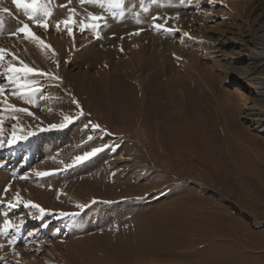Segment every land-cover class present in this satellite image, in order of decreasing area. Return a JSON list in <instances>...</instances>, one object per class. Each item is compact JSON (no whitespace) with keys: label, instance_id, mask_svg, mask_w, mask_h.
Masks as SVG:
<instances>
[{"label":"rangeland","instance_id":"374dc122","mask_svg":"<svg viewBox=\"0 0 264 264\" xmlns=\"http://www.w3.org/2000/svg\"><path fill=\"white\" fill-rule=\"evenodd\" d=\"M130 1L132 0H128L127 3ZM116 2L117 0H100L95 3L99 6L109 4L108 8H114V11L109 12L110 15L106 17L111 19V22L105 23L107 19L98 21L100 27L96 30L88 29L81 32L80 29H76L75 32L83 35V39L80 37L78 45L76 43L68 45L69 49H66L63 59L59 62L64 66L58 64V68V65L52 63L53 60L49 58L48 63L51 62L52 66H48V71L39 69L48 75L34 73L25 77L24 74H19L21 82L25 79L34 81L33 86L39 89L31 94L36 99L37 107L32 115L33 118L26 122L28 127L33 126L37 129L31 130L35 135L28 140L17 143L11 148H0V166L3 169L8 166L12 177H20L23 181H26L25 173L37 176L35 179L38 184L35 187L38 186L40 190H46L47 186L50 189L54 185L52 182H57L56 185L60 188L51 198L50 205H52L64 194L72 175L76 174L72 173L71 169L79 164L76 162V157L80 156L81 152L72 150L65 155L59 152L73 144L76 145L77 142L83 147L81 139L84 136L78 137L74 134L78 129L83 131L86 138H91L93 133L104 136L103 146L112 142L119 149L115 154L119 159L121 155L130 156L135 148H138V145L131 147L129 140L132 139L129 137L121 138L110 131V133L106 132L104 128L103 131L101 127H93L97 125L94 117L91 113L85 112V105L91 99L87 94L81 110H79L80 106L76 107L79 113L73 116L71 123L64 122V116L71 113L67 108L56 104L57 98L66 99L65 92L76 86H82L84 89L97 88L102 80L106 85L105 88L121 91L130 89L131 83H134L135 88L141 89L142 93L143 89L154 92L151 99L154 101L157 99L158 104L152 109L158 116L151 107H146L150 109V112L145 110L150 116L161 117L165 115L167 108L173 110V113L177 112L176 114L181 115L182 118L192 120L197 111L202 115L203 126L210 132L208 137L211 147L222 150L212 158H204L198 152H193V160H190L191 163L187 164V168L184 167V163L180 167L186 174L171 175L168 180L163 181L165 184L162 183L163 189L159 197L147 202L148 207L153 203L163 204L176 200L182 215L187 220L193 221L195 226L197 225L191 231L193 235L191 249L193 248L192 251L197 254L183 257L167 255L165 263L214 264L205 258L204 254L214 251L217 246L234 255L235 258L239 257L241 264L245 263L244 259L245 264H264V134L258 132L253 121L245 117V112L248 111L247 108L252 101L258 106L264 102V96H258L253 92L256 84L252 85L251 82L253 76L264 79V61L260 62V68L255 75L245 78V83H238L240 76L245 77L247 72L251 73L247 71L246 54L249 53V49L254 48L255 42H261L258 49L264 50V0H161V4L169 5V8H166L168 10L161 11L162 13L156 10L148 13L149 0H140L137 6L133 4L134 2L126 6L132 11H134L133 7L139 10L135 18L130 19L129 16L133 14H128L126 21L125 18L120 17L121 12L124 17L125 11L119 10L120 6H115ZM157 24L164 27L158 29L155 27ZM55 32L56 30H52L53 34ZM76 48H80L79 57ZM9 58V56L5 57V65L10 62ZM14 64L18 66L17 62ZM10 76V73L0 67V87L5 90L0 94V104L3 105H0V112L3 115L7 108L3 101L9 96V89L13 91L12 93L18 91L17 78L11 76L10 79ZM102 87L104 86H100L99 89ZM246 98L249 99L247 103ZM231 99L233 101H230ZM7 102L10 104V101ZM6 112L12 114L10 110ZM25 113L23 112L24 115ZM3 115H0V132L8 138L12 126L16 124L13 119L15 116L9 119L8 115ZM232 118L252 137L254 136L256 140L254 144H249L233 135ZM62 122L65 123L62 128L49 127L51 124ZM2 125L4 127L1 129ZM107 133L108 136L105 137ZM106 138L111 142L107 143ZM30 141H40L41 145L33 150L29 147ZM50 144L53 146L47 150H52V156L48 158L42 154V151L45 152V147ZM113 145L111 144L112 152L115 151ZM89 151H92V148H89ZM49 159L50 163L53 162L51 167L46 166ZM130 165L132 163L127 166ZM34 166H42V170L46 171L41 172L49 174L37 175L38 171H34L36 168ZM141 167H143L142 163L135 166L136 170ZM15 169L17 173L13 171ZM132 174L133 171L127 173L128 176ZM13 178L2 191V195L7 197L6 200L0 196L2 197L0 216L4 219L3 223L0 222V236L6 241L3 247H0V264H70L68 257L70 251L82 253V250H85L78 230L83 224L84 220L82 221L81 218L85 216L87 207L74 210L53 209L37 201L34 204L44 209L41 213L39 208L22 206L15 199L16 191L8 190ZM44 179L48 181L45 182ZM77 194L76 196L74 191L65 196L76 202L72 203V207H77L80 198L83 197ZM9 202L15 204V207H10ZM58 204V206L63 205L60 202ZM107 204L104 205L103 210ZM115 204L120 206L124 203ZM30 208L31 212L34 211L33 214H29ZM37 210L39 213L35 212ZM22 212L26 214L23 216L24 221L20 228L22 231L20 229L19 232L15 231V227L4 230L6 220L18 225L17 220L23 215ZM106 216L107 214L103 212L90 213L86 215L89 219L85 220L96 218L93 220L97 221L98 217ZM108 218L110 219L108 221L113 220V223H117L119 219L111 214ZM71 227L72 230L68 232L67 228ZM102 227V224L96 225L94 229L86 231L93 233L101 230ZM30 234L35 241L28 245L30 249L25 248L27 249L25 250L24 245L27 243L25 239L31 238ZM194 234L197 237H194ZM2 254L6 255V258H2ZM76 255L82 258V254Z\"/></svg>","mask_w":264,"mask_h":264},{"label":"bare ground","instance_id":"6f19581e","mask_svg":"<svg viewBox=\"0 0 264 264\" xmlns=\"http://www.w3.org/2000/svg\"><path fill=\"white\" fill-rule=\"evenodd\" d=\"M127 1L128 0H123L122 5L119 7V10L123 9L122 11H125L124 17L123 12L120 11V17L121 19L125 18V21L128 18V14H133L129 16V18L132 19L133 17L135 18L136 13L139 12L135 7H133L134 11H132L130 7L128 9L126 6L132 2L137 6L140 0H132L128 3ZM160 1L161 0H149L148 10H150V12L148 13L154 10L157 12L168 10L166 8H169V5L166 3L161 4ZM108 5L109 4L99 6V4L96 5L95 3L81 4L80 0H71V2H69V0H50L48 8L51 10L52 15L48 17L49 28L44 29L35 25L32 21H29L22 9H16L12 0H0V48L7 50L8 55L5 57L9 56L10 58L7 60L10 62H17V67H20L21 65L19 62L23 61L25 64L32 65L36 69L48 71V66H52L51 62L48 63V60L52 59V63L58 65L60 60L63 59L66 49H69L68 47L71 44L73 45L76 43L78 45V40L80 37H83V35H79L75 32L76 29H80L79 22L84 21L86 24L92 23L88 18L89 13L100 14L105 18L104 20H106V17L110 15L108 13L114 11V8L110 9ZM4 8L10 9L11 14L5 13L3 11ZM72 8L75 9V14L73 15L75 23H69L68 25V27L72 28V35L70 36L64 24L61 23L60 29L57 30L56 23L66 20L69 16V9ZM106 22H111V19H107L105 23ZM24 23L29 24L31 31L40 37V40H42L44 44L50 47L45 48L38 41L25 38L24 33L17 32L15 35L12 34L18 27H22ZM85 28V30L92 29L89 27ZM52 30H56L58 34L56 32V34H53ZM45 35L47 37H43ZM259 44H261V42H255L254 48L249 49V53L246 54L248 60L247 71L251 73L248 74L247 72L245 77L240 76L238 78V83H245V78L249 75H255L260 68V62L264 61V50L258 49L260 48ZM76 52L78 56L81 52L80 48H76ZM13 56L17 59L13 60ZM59 65L64 66L62 63ZM251 82L252 85L256 84V88L253 89V92L258 96H264V79L260 76H253ZM97 86H99V84ZM100 86L104 87L99 89ZM100 86L94 89H84L82 86L68 89V91L65 92L66 99L64 97H60V99L57 98L56 104L59 107L67 108L71 113L70 116L73 117L78 115L79 111L76 110V107L80 106L79 110H81V106L84 105L85 102V94H87L91 99L85 105V112L92 114L95 123L98 124L102 130L104 128L106 132L110 131L121 138L129 137L132 139L133 143L128 139L132 144L131 147H136V145H138V148H135L133 154L130 156L120 154L121 156L119 159L115 156L119 149L113 145L109 138H106V142H111L115 149L114 152L111 151V144L103 146L102 139H104V136H101V134L98 133L97 135V133H93L91 138H86V136L83 135V131L78 129L74 134L78 135V137L84 136L83 139H81L83 141V147L77 142L76 145L73 144V146L71 145L69 148L61 149L59 152L61 155L69 154L72 150L80 151V156L84 154L83 152H90L89 148H92V150L94 148H102V150L72 167V173L76 174L72 175L71 182L67 185L64 194H62L58 200L50 205L53 194H56L60 188L56 185L57 182H52L54 185H52L50 189H48V186H44L47 189H42V191L38 189V186L35 187V185L38 184L35 179L37 176L34 177L31 173H25L26 181L21 180L20 177L13 178L12 172H9L11 170L8 169V166L5 167V169L0 166V196H5L2 195V191L5 189L4 186L9 184L12 178L13 182H10L9 186L7 185L8 190L19 193V200H17V203L22 204V206H32V204L38 201L43 206L53 209H81L78 206L72 207V203L76 202L65 196H67V193L74 191L76 196L78 195L77 193L83 195L78 205H85L87 210L85 216L81 218V220L84 221L78 231L81 234L82 244H84L85 250H82V253L77 250L76 253L74 252L75 250L70 251L68 254L70 264H111L112 262L114 264H166L167 255H182L181 257H183L193 254V248L191 249L193 235L191 231L197 225L195 226L193 221L187 220L182 215L176 200L168 201L163 204L153 203L148 207L147 202H151L159 197L163 189L162 183H164L167 178L171 175L185 173L182 170L183 168L180 167L184 163V167L187 168V164L191 163L193 160V152H198V154L204 158H212L213 155L221 153L222 150L220 148L216 150L211 147L208 137L210 136L208 134L210 132L207 131L208 128L206 129L203 126L204 122L201 117L202 115L197 111L194 113L195 118L190 120L189 118H182L181 115L176 114L177 112L174 111L175 113H173V110L170 111L164 107L166 110L165 115H161L159 111L161 117H152L149 115L150 113L148 114V112L145 111L148 107H151V110L154 111L152 108L157 107L158 104L156 101L157 99L155 101L151 99L154 93L151 90L143 89L145 93L144 91L142 93L141 89L135 88L134 83H131V87L129 86L130 89H124L123 91L119 89H107V87L105 88L106 85L103 80ZM9 91V96L5 97L4 100L10 101V104L16 105L18 108H26L28 112L33 115L37 107L36 99L31 96V101L26 102L18 97V95H14L15 91L14 93H12L13 91L11 92V89H9ZM232 99L230 101H233ZM148 101L150 104H148ZM245 102H249V99L246 98ZM251 103L252 104L247 108L248 111L245 112V117L249 121H253L258 132L264 134V102H262L261 106L253 103V101ZM98 107L99 110H97ZM5 108L4 106L3 109ZM3 109H1L2 112ZM6 110L8 109L6 108L4 110V115L1 114V112L0 115H8L9 119L15 116L16 118L13 119L19 128L27 131L37 129L36 127H28V125H26V122H28L30 118H33L32 115H28V113L24 115L23 112H11L12 114H10L9 112L7 113ZM149 110L147 109V111ZM189 113L191 115V112ZM152 114L153 112L151 115ZM232 119L231 125L234 133L232 134L236 138H240L249 144H254L256 142L254 136L252 137L239 122ZM3 121L4 120H2V122ZM39 125L41 126L42 123ZM3 127L2 125L1 129ZM107 136L108 133L105 134V137ZM39 142L30 141L29 147L36 150L41 145ZM50 146H53V144H50L47 148L45 147V152L42 151V154L48 158L52 156V150H47L50 149ZM120 151H122V149ZM48 161V163L46 162V166H53V162L50 163V159ZM129 163H132V165L127 166ZM139 163H142L143 167L136 170L135 166ZM111 165H113V167H111ZM34 167H36L34 171H38V173L46 171L42 170V166ZM20 169H22V167ZM13 171L15 172L16 169ZM130 171H133L134 175L128 176L127 173ZM72 173H70V175ZM48 179H44L43 181L47 182ZM90 195L91 197H89ZM2 197H0V199H2ZM6 198L4 200H6ZM92 198H96L97 200L93 201ZM29 201H31L32 204H28L27 202ZM59 202L63 205L58 206ZM117 202L124 204L115 206ZM105 204H107V206L105 210H103ZM31 211L32 209L30 208L29 214H33L34 211ZM35 212H38V210ZM100 212L107 214V216L105 218L98 217L97 221L93 220L96 218L89 221L85 220L89 219L86 218L87 214ZM109 214H111V216L115 215L116 218L119 217L117 223H113V220L110 222L108 221L110 220L108 218ZM24 215L26 214L24 213L19 217L20 219L22 218V221H24ZM20 219L17 220V224L19 221L18 225L21 226L19 229L22 228ZM3 220L2 216H0V222L3 223ZM95 224L97 226L102 224V229L93 233L86 231L87 229H94L96 226ZM18 230L17 228L15 229V231L19 232ZM20 230L22 231V229ZM67 230L68 232L71 231L72 227L67 228ZM194 233L196 234V232ZM27 234L29 235V233ZM31 236L30 234V237ZM194 237L197 236L195 235ZM3 239L4 238L0 236V247L4 245L5 240ZM31 239L32 237H26L25 240L27 243H25L24 249H30L28 245L35 241ZM77 253L78 255L82 254V258L80 256L77 257ZM6 255H3L2 258H6ZM204 257L214 264H241V259L239 257L235 258L234 255L228 254L227 251L217 246L214 248V251L205 252ZM243 259L244 258H242V260ZM243 262L246 263V260L244 259ZM179 263L180 262H178V264ZM171 264L175 263L171 262Z\"/></svg>","mask_w":264,"mask_h":264},{"label":"snow or ice","instance_id":"6c2138e0","mask_svg":"<svg viewBox=\"0 0 264 264\" xmlns=\"http://www.w3.org/2000/svg\"><path fill=\"white\" fill-rule=\"evenodd\" d=\"M71 2V0H69ZM100 2V0H80L81 4L84 3H97ZM12 3L15 5L17 10L22 9L24 12V15L27 17L29 21H32L35 25L47 29L49 27L48 24V17L52 15L51 10L48 8V4L50 3V0H12ZM122 5V0H117L115 6H121ZM112 6V5H110ZM3 11L5 13H10V9L4 8ZM75 14V9H69V16L66 20L63 21H58L56 23V28L57 30L60 29V24H64L65 27L67 28L68 34L71 36L72 35V28L68 27L69 23H75L73 20V15ZM88 18L92 21V23L86 24L84 21H80V30L83 32L85 30V27L92 28L93 30H96L100 27V24L98 21L105 19L101 15H96L93 13L88 14ZM156 28L160 29L163 28L164 26L161 24L155 25ZM24 33L25 38H31L32 40L38 41L41 45H43L45 48H49V45L44 44L42 40H40V37H38L34 32L31 31L29 24L24 23L22 27H18L12 34L15 35L16 33ZM187 35V33H185ZM8 55L7 50L0 48V67H3L7 73H10L11 76H15L16 79V84H17V89L18 91L15 93L18 95L21 99H24L26 102L31 101V94L35 93L36 91H39L38 88L34 87V81H29L25 79L23 82L20 80L19 74H24L25 77L29 74H39V75H48V73L41 72L39 69L30 67L29 65L25 64L23 61H20V67H17L14 63L9 62L8 64H4L5 56ZM17 58L13 56V60H16ZM10 76V79H11ZM24 90V91H21ZM4 89L0 87V94L4 93ZM8 110H11L12 112H26L28 115H32V113L28 112L26 108H18L16 105L9 104L7 100L5 99L3 101ZM81 115L83 113L81 112ZM15 118V117H14ZM73 120V117L70 115H65L64 116V122L71 123ZM62 122L60 124H51L49 125L50 128H57V127H64L65 123ZM87 126V125H86ZM94 128H100V126L93 125ZM20 133L19 135L17 133ZM35 135V132L33 131H27L19 128L18 125L14 124L12 126L11 134L8 138H5L3 136V133L0 132V148L4 147H13L17 143H20L22 141H26L29 139V137ZM102 148H94L90 152H85L82 156H77L76 157V162H82L84 160H87L88 158L92 157L99 151H101ZM49 173L47 172H40L37 173V175L40 176H45L48 175ZM16 199L19 200V193L16 194ZM28 204H32L31 201L27 202ZM10 207H15V204L12 202H9ZM80 208L85 207V205H77ZM32 207H36L40 209V212L43 213L44 209L40 208L39 205L32 204ZM23 221H21V224ZM9 227H15L17 230L19 229L20 225H12L9 221H5L4 223V230H7Z\"/></svg>","mask_w":264,"mask_h":264}]
</instances>
